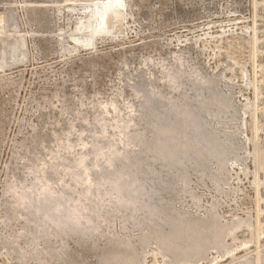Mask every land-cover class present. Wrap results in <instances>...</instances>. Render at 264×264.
<instances>
[{
	"label": "rangeland",
	"instance_id": "1",
	"mask_svg": "<svg viewBox=\"0 0 264 264\" xmlns=\"http://www.w3.org/2000/svg\"><path fill=\"white\" fill-rule=\"evenodd\" d=\"M75 1L0 0V264H121L119 261H104L110 254H119L129 264H264V0H122V7L118 8L122 14H111L112 18L109 14L105 19L107 23L104 32H98L99 34L95 32L96 22L93 23L91 32L84 27L80 32L79 27L87 23L93 10L102 7L101 0ZM92 3L94 8L91 7ZM106 26L109 30H106ZM135 85L139 86L134 88ZM212 85H215L216 91ZM190 87H193V91ZM141 88L144 89L143 92ZM203 89L207 90V94ZM191 98L195 100L192 102ZM197 98L205 101H198ZM223 98L226 105L230 103L229 107L226 108ZM155 101H158L156 114H150L148 112H152V108L156 106ZM172 101L177 106L174 103L171 105ZM150 104L153 105L152 108ZM136 105H139L138 108ZM187 106L195 108L190 107L189 110ZM147 107L150 109L147 110ZM172 107L180 114L177 115L179 118L182 116L181 119L175 115L174 108V114H167V110ZM206 107H209V112ZM160 108L164 110H158ZM199 109L202 112L206 109V114L197 111ZM215 109L217 112H214ZM192 110L196 111L197 116H194ZM190 113L194 115L191 116ZM146 114L150 119L147 116L145 118L148 120L144 118ZM201 114L206 116L202 117ZM166 116L168 123L170 122L167 126H170L171 131L177 129L180 122L189 125V117L200 120L199 135L206 133L203 136H206L210 145L190 144L189 135L191 137L194 130L188 127L183 138L182 135L170 136L169 146L176 148L178 154L174 152L171 155L174 160H169L168 157L164 160L152 153H145L144 156V149L131 142L130 136H143L149 141L154 137L152 134L156 133L154 128L158 127V122ZM148 124L150 125L147 126ZM151 125L152 128L155 126L153 130ZM205 126L207 129H204ZM174 136L177 138H173ZM178 138L184 148L175 140ZM184 138L188 140V148ZM224 139L231 141L225 143ZM212 145H218V148ZM204 149L210 151L206 153L208 156H205ZM214 149L218 150L214 153ZM181 150L183 154L181 152L179 156ZM221 152L223 159L220 158ZM191 153H194L193 157ZM213 154L214 157H211ZM184 155L190 159L187 157V160ZM173 156L180 161L177 166ZM125 157L139 161L142 167L140 169L144 173H141L139 179H145V189L139 192H148L150 189L152 193L149 191L151 195L147 192L146 195L137 192V200H142H136L132 203L135 204L133 206L126 196V199L120 198L121 195L112 192L108 185L100 183L101 188L96 186L100 179L102 181L104 176L112 174V166L126 165L128 161L124 160ZM215 157L223 164L217 163ZM80 160L83 161L81 168L76 165ZM111 160H118L120 163L112 165ZM167 163L169 165H165ZM202 165H205V169ZM146 166L150 170L155 169L156 175L151 174L155 170L147 173ZM164 168L167 170L164 171ZM199 170H205L201 174L212 173L215 176L209 174L207 179L205 174L199 175ZM201 176L202 179H199ZM178 178L179 182L176 181ZM160 180L168 184L164 186ZM185 180L187 183L184 185ZM148 181L152 185L146 183ZM173 182L177 188L173 187ZM161 187L165 189L162 190ZM154 189L158 190L157 194ZM166 190L169 191L164 192ZM171 192L174 194H170ZM176 194L177 197H174ZM159 200L163 204L169 200L171 202L166 203L167 207ZM136 203H140V207ZM39 206L47 207L50 215L76 211L75 222H67L65 229L63 226L57 227V230L49 218H44L43 222L42 216L35 212V208ZM168 216L172 219H168ZM147 218L149 219L146 220ZM176 220H179V224L182 223L181 228ZM159 222L162 223L157 226ZM164 223L167 227L163 226ZM173 223L175 226L178 224L181 230L175 226L173 228ZM44 224L48 226V230ZM172 229L177 234L174 235ZM205 229L207 230L203 232ZM184 235L185 238L182 237ZM166 236L172 238L173 242L172 239H168V242L164 238ZM197 237L201 239L199 242ZM116 249L118 252H114ZM107 250L111 252L105 253ZM131 258L136 262L132 263Z\"/></svg>",
	"mask_w": 264,
	"mask_h": 264
},
{
	"label": "bare ground",
	"instance_id": "2",
	"mask_svg": "<svg viewBox=\"0 0 264 264\" xmlns=\"http://www.w3.org/2000/svg\"><path fill=\"white\" fill-rule=\"evenodd\" d=\"M74 1H75V0H74ZM79 1H80V0H79ZM92 1H94V0H92ZM92 1H91V2H92ZM69 2H70V1H69ZM75 2H76V1H75ZM80 2H81V1H80ZM80 2H79V3H80ZM84 2L87 3L86 1H84ZM94 2H95V1H94ZM99 2H100V1H99ZM65 3H66V2H65ZM72 3H73V2H72ZM76 3H77V2H76ZM76 3H75V4H76ZM85 3H83V4H85ZM63 4H64V3H63ZM77 4H78V3H77ZM80 4H81V3H80ZM90 4H91V3H90ZM90 4H89V5H90ZM94 4H95V3H94ZM96 4H97V3H96ZM100 4H102V7H101V6L98 7V8H97L98 10H93V11H92V10H91L92 8L90 9L92 12L90 13V15H89V17H88V21H87V23H86L84 26L79 27V31H80V29H82V28L84 27L85 29L90 30V32H91V31L93 30V23L96 22V25H95V32H97V33H98V32H101V33H102V32H104L103 29H104L105 23H107V22H105V19H107V16H108L109 14H110V17H111V18H112V15H111V14H113V15H115V16H116V15H119V14H122V13H120L119 10H118V8H119V7H122V5H123V4H122V0H101V3H100ZM66 5H67V4H66ZM98 5H99V4H98ZM91 7H93V8L95 7V6H93V3H92V6H91ZM130 7H131V6H130ZM65 8H66V7H65ZM65 8H64V9H65ZM68 8H69V7H68ZM86 10H87V9H86ZM90 10H89V11H90ZM67 11H68V9H67ZM85 12H86V11H85ZM118 12H119V14H118ZM121 16L123 17V15H121ZM110 17H109V19H110ZM125 17H126V16H125ZM114 18H115V17H114ZM116 18H117V17H116ZM116 18H115V20H117ZM119 18H120V16H119ZM67 19H68V18H67ZM110 20H112V19H110ZM79 21H80V20H79ZM112 21H113V20H112ZM63 22H64V21H63ZM118 23H119V22H118ZM72 27H73V26H72ZM106 27H107V26H106ZM112 27H113V26H112ZM118 28H119V25H118ZM121 28H122V27H121ZM77 29H78V27H77ZM114 29H115V27H114ZM106 30H109L108 27H107ZM120 31H121V30H120ZM62 32H63V31H62ZM80 32H81V31H80ZM95 34H96V33H95ZM95 34H94V35H95ZM98 34H99V33H98ZM111 35H112V34H111ZM95 36H96V35H95ZM90 38H91V37H90ZM82 39H88V38H86V37L83 38V37H82ZM88 40H89V39H88ZM88 42H89V41H87V43H88ZM84 44H85V43H84ZM82 45H83V44H82ZM64 51H65V50H64ZM62 53H63V51H62ZM65 53H66V52H65ZM181 55H182V54H181ZM114 61H115V60H114ZM91 70H92V69H91ZM196 70H197V69H196ZM191 72H192V71H191ZM198 72H199V71H198ZM70 74H71V73H70ZM196 74H198V73H196ZM192 75H193V74H192ZM196 76H197V75H196ZM202 76H203V75H202ZM102 77H103V76H102ZM136 77H138V76H136ZM103 79H104V78H103ZM135 79H136V78H135ZM138 80H139V79H138ZM110 81H111V80H110ZM181 81H182V80H181ZM202 81H203V80H202ZM90 82H91V81H90ZM92 82H93V81H92ZM138 82H139V81H138ZM138 82H137V83H138ZM178 82H179V81H178ZM106 83H107V82H106ZM179 83H180V82H179ZM182 83H183V82H182ZM81 84H82V83H81ZM141 84H142V83H141ZM204 84H206V82H205ZM207 84H208V83H207ZM209 84H211V82H210ZM212 84H213V83H212ZM139 85H140V84H139ZM139 85H135L136 87H134V88H137V86H139ZM142 86H143V85H142ZM142 86H140V87H142ZM183 86H184V85H183ZM207 86H208V85H207ZM212 86H213V85H212ZM214 86H215V85H214ZM214 86H213V88H215ZM143 87H144V86H143ZM176 87H177V86H176ZM181 87H182V86H181ZM184 87H185V86H184ZM186 87H187V86H186ZM202 87H205V88H206V86H202ZM208 87H209V86H208ZM210 87H211V86H210ZM178 88H180V86H179ZM190 88H192L191 90L193 91V87H190ZM198 88H199V87H198ZM141 89H142V88H141ZM194 89H196V87H194ZM201 89H202V88H201ZM201 89H198V91L201 90ZM139 90H140V89H139ZM173 90L176 91V89H173ZM177 90H178V89H177ZM180 90L183 91L182 89H180ZM188 90H189V88H188ZM203 90H204V89H203ZM209 90L211 91V89H209ZM212 90H214V89H212ZM143 91H144V89H142V92H143ZM178 91H179V90H178ZM178 91H177V92H178ZM204 91H205V90H204ZM206 91H207V90H206ZM206 91H205V93H206ZM215 91H216V88H215ZM166 92H167V91H166ZM185 92H186V91L184 90V93H185ZM189 92H190V91H189ZM189 92H188V93H189ZM199 92H201V91H199ZM211 92H212V91H211ZM55 93H56V92H55ZM121 93H122V92H121ZM179 93H180V92H179ZM179 93H178V94H179ZM188 93H186L187 96H188ZM193 93H194V92H193ZM209 93H210V92H209ZM209 93H208V94H209ZM215 93H216V92H215ZM168 94H169V93H168ZM168 94L166 93V95H168ZM178 94H175V95H178ZM195 94H197V93L195 92ZM206 94H207V93H206ZM210 94H211V93H210ZM212 94H213V93H212ZM217 94H220V93H217ZM56 95H57V93H56ZM182 95H184V94H182ZM220 95H221V94H220ZM80 96H81V95H80ZM95 96H96V95H95ZM162 96H164V92H163V95H162ZM184 96H185V95H184ZM184 96H183V97H184ZM190 96H192V95H190ZM190 96H189V97H190ZM196 96H197V95H196ZM206 96H207V95H206ZM206 96H203V97L206 98ZM215 96H216V95H215ZM70 97H71V96H70ZM90 97H92V94H91ZM165 97H166V96H165ZM170 97H171V96H170ZM176 97H177V96H176ZM183 97H182V98H183ZM208 97H209V96H208ZM210 97H212V96H210ZM218 97H219V96H218ZM107 98H108V97H107ZM177 98H179V97H177ZM185 98H186V97H185ZM195 98H196V97H195ZM82 99H83V98H82ZM173 99H175V97H174ZM186 99H187V98H186ZM197 99H198V98H197ZM197 99H196V100H197ZM199 99H201V98H199ZM199 99H198V101H199ZM202 99H203V98H202ZM202 99H201V100H202ZM210 99H211V98H210ZM220 99H221V98H220ZM220 99H219V100H220ZM62 100H63V99H62ZM168 100H169V99H168ZM171 100H172V99H171ZM187 100H189V99H187ZM191 100H192V98H191ZM193 100H195V99H193ZM193 100H192V102H193ZM203 100H204V99H203ZM223 100H224V98H223ZM47 101H48V100H47ZM85 101H86V100H85ZM169 101H170V100H169ZM175 101H176V100H175ZM180 101H182V100H180ZM204 101H205V100H204ZM208 101H209V100H208ZM208 101H207V102H208ZM212 101H213V100H212ZM226 101H227V100H226ZM155 102H156L155 105L157 106V102H158V101H155ZM177 102H179V101L177 100ZM192 102H191V103H192ZM209 102H210V101H209ZM213 102H215V101H213ZM48 103H49V102H48ZM79 103H80V102H79ZM146 103H147V102H146ZM149 103H151V101H149ZM173 103L176 104L174 101H172V103H170V104L172 105ZM183 103H184V101H183ZM189 103H190V101H189ZM203 103L206 104L205 102H203ZM210 103H211V102H210ZM217 103H218V102H217ZM223 103L225 104V100H224ZM226 103H227V102H226ZM94 104H95V103H94ZM96 104H97V103H96ZM174 104H173V105H174ZM192 104H194V103H192ZM197 104H198V102H197ZM197 104H196V105H197ZM213 104H214V103H212V105H213ZM219 104H221V101H220ZM224 104H223V105H224ZM229 104H230V103H229ZM229 104H228V105H229ZM79 105H80V104H79ZM81 105H82V104H81ZM150 105H151V108H152L153 105H152V104H150ZM159 105H160V103H159ZM178 105H179V104H178ZM183 105H184V104H183ZM183 105H182V106H183ZM185 105H186V104H185ZM189 105H191V104H189ZM194 105H195V104H194ZM194 105H193V106H194ZM223 105H222V106H223ZM225 105H226V104H225ZM225 105H224V106H225ZM228 105H226V108H227ZM61 106H62V104H61ZM77 106H78V105H77ZM89 106H90V105H89ZM96 106L98 107V105H96ZM138 106H139V105H136L137 108H138ZM141 106L146 108L145 105H144V106L141 105ZM156 106H155V107H156ZM163 106H164V105H163ZM163 106L161 105L162 108H166V107H163ZM176 106H177V104H176ZM193 106H192V107H193ZM198 106H199V105H198ZM204 106H206V105H204ZM208 106H209V104H208ZM87 107H88V106H87ZM93 107L95 108V105H94ZM133 107H134V106H133ZM148 107H150V106H148ZM148 107H147V108H148ZM155 107L152 108V112H148V111H147V112L150 113V114H153V113L156 114V110H157L158 106H157L156 108H155ZM159 107H160V106H159ZM174 107H175V106H174ZM174 107H172V108H170L169 110H167V114H171V113L174 114V112H175V115L177 116V115H178L177 112H176L177 110H176ZM187 107H188V106H187ZM190 107H191V106H189L188 109H189ZM192 107H191V108H192ZM202 107H203V105H202ZM214 107H216V109H220V108H217L218 106H213V108H214ZM219 107H221V106H219ZM228 107H229V106H228ZM59 108H60V107H59ZM81 108H84V107H81ZM115 108H116V107H115ZM173 108L175 109L174 112H173ZM179 108H181V107H179ZM179 108H178V109H179ZM185 108H186V106H185ZM191 108H190V109H191ZM193 108H195V107H193ZM193 108H192V109H193ZM199 108H201V107H199ZM203 108H204V107H203ZM203 108H202V109H203ZM206 108H207V111H208V108H209V107H206ZM226 108H225V109H226ZM230 108H233V107L230 106ZM230 108H228V110H229ZM96 109H97V108H96ZM98 109H99V108H98ZM116 109H117V108H116ZM139 109H140V108H139ZM139 109H137V110L139 111ZM141 109H142V108H141ZM141 109H140V110H141ZM149 109H150V108H148L147 110H149ZM166 109H167V108H166ZM166 109H165V110H166ZM190 109H189V110H190ZM216 109H215V110H216ZM62 110H63V109H62ZM75 110H76V108H75ZM143 110H144V109H143ZM143 110H142V112H143ZM158 110H162V109L160 108V109H158ZM163 110H164V109H163ZM163 110H162V111H163ZM180 110H183V108L180 109ZM186 110H187V109H186ZM194 110H195V109H194ZM205 110H206V109H205ZM205 110H204V111H205ZM210 110H211V109H210ZM213 110H214V109H213ZM221 110H222V109H220V111H221ZM228 110H227V111H228ZM144 111H145V110H144ZM192 111H193V110H192ZM197 111H201V109H199V110H197ZM204 111H203V112H204ZM207 111H205V112H207ZM218 111H219V110H218ZM64 112H65V111H64ZM64 112H63V113H64ZM73 112H75V111H73ZM140 112H141V111H140ZM140 112H137V113L140 114ZM145 112H146V111H145ZM147 112H146V113H147ZM179 112H180V111H179ZM184 112H187V111H184ZM189 112H191V111H189ZM193 112H194V111H193ZM195 112H196V111H195ZM195 112H194V113H195ZM201 112H202V111H201ZM201 112H198V113H201ZM203 112H202V113H203ZM205 112H204L203 114H206ZM208 112H209V111H208ZM214 112H217V110L214 111ZM232 112H234V111H232ZM61 113H62V112H61ZM158 113H159V112H158ZM163 113H165V112H163ZM222 113H223V111H222ZM224 113H225V112H224ZM226 113H227V112H226ZM234 113H235V112H234ZM155 114H154V115H155ZM160 114H161V112H160ZM167 114H165V115H167ZM190 114H192V113H190ZM196 114H197V113H195V115L192 114L191 116H193V115H194V116H197ZM203 114H201L202 117H203V116H206V115H203ZM208 114H209V113H208ZM210 114H211V113H210ZM216 114H217V113H216ZM227 114H228V113H227ZM154 115H153V116H154ZM161 115H162V114H161ZM179 115H180V114H179ZM179 115H178V116H179ZM181 115H182V113H181ZM185 115H186V114H185ZM185 115H184V116H185ZM219 115L221 116L220 113H219ZM225 115H226V114H225ZM140 116H141V114H140ZM142 116H143V114H142ZM145 116H147V114L144 115V118H145ZM162 116L165 117L164 115H162ZM178 116H177V117H178ZM186 116H187V115H186ZM229 116H230V115H229ZM138 117H139V116H138ZM147 117L149 118V116H147ZM147 117L145 118L146 120H148ZM151 117H152V116H151ZM173 117H174V116H173ZM173 117H172V118H173ZM181 117H182V116H181ZM181 117H180V118L178 117V118L181 119ZM188 117H189V116H188ZM188 117H187V118H188ZM202 117H201V118H202ZM207 117H208V116H207ZM217 117H219L218 114H217ZM139 118H140V117H139ZM155 118H156V116H155ZM160 118H161V116H160ZM174 118H175V117H174ZM174 118H173V119H174ZM192 118H193V117H192ZM192 118L189 117L190 122L187 121V122H189V125H188L187 123H185L184 120H182V122H184L185 124H183V123L180 122V124H178V125H180V126H179V127H176L177 129L171 131V129L169 128L170 126H167V124H169L170 122L168 123L167 116H166V118H162L159 122L157 121V122L159 123V124H158V127H157V128H154L155 126L153 127V128L156 130V131H155L156 133H155L154 131H152V132L155 133V134H152V135H154V137L151 135V136H152V139H150L149 141H148V140L146 141V140L143 138V136H142V137H140V136H139V137H132V138H131V136H130V139H129V140H130L131 142H134V143L138 144L139 146H141L142 149H144V154H145V153H146V154H147V153H149V154L152 153L153 155H157L158 157L160 156V157L163 158L164 160H165L167 157H168L169 160H170L171 155H173L174 152H176V150H175L176 148L173 149V148H171L172 146H169V143L171 142V141L169 140V139H171L170 136L173 135V134H174V135H182V138H183V133H185V130H186L188 127H191V129L193 128L194 133L191 134V135H192L191 137H190V135H189V138H190V139H189V138H188V139H189V142H191L190 144L193 143V144H195V146H196V145H199V144H202V145H203V143H205V144H207V146H209V145H210V142H209V141H206V140H208V139L205 138L206 136H205V137L203 136V135L206 134V133L203 132V133H202V136L199 135V132H198L199 130H198V128L201 127V126H199V125H200V124H199L200 120H198V119L193 120ZM212 118H213V117H212ZM212 118H211V119H212ZM224 118H225V117H224ZM230 118H231V117H230ZM230 118H229V121H230ZM233 118H234V117H233ZM149 119H150V118H149ZM151 119H152V118H151ZM169 119H170V118H169ZM182 119H183V118H182ZM185 119H186V117H185ZM191 119H192V120H191ZM194 119H195V118H194ZM202 119H203V118H202ZM202 119H201V120H202ZM204 119H205V118H204ZM215 119H216V118H215ZM220 119H221V118H220ZM220 119H219V120H220ZM222 119H223V118H222ZM141 120H142V119H141ZM141 120H140V121L138 120V121L142 123ZM152 120H155V119H152ZM174 120H178V119H174ZM186 120H187V119H186ZM197 120H198V121H197ZM213 120H214V119H213ZM223 120H224V119H223ZM225 120H228V118L225 119ZM231 120H232V119H231ZM135 121H136V120H135ZM150 121H151V120H150ZM150 121H149V122H150ZM179 121H180V120H179ZM179 121H178V122H179ZM207 121H208V119H207ZM209 121H210V120H209ZM211 121H212V120H211ZM120 122H121V121H120ZM144 122H145V121H144ZM161 122L164 123V125H162ZM171 122H174V121H171ZM176 122H177V121H176ZM201 122H202V121H201ZM121 123H122V122H121ZM174 123H175V122H174ZM204 123H205V122H204ZM204 123H203V124H204ZM229 123H230V122H229ZM186 124H187V125H186ZM201 124H202V123H201ZM203 124H202V125H203ZM208 124L210 125V123H208ZM63 125H65V124H63ZM122 125H123V124H122ZM142 125H143V124H142ZM149 125H150V124H148L147 126H149ZM154 125H155V123H154ZM169 125H170V124H169ZM204 125H205V124H204ZM211 125H212V124H211ZM134 126H135V125H134ZM137 126H138V125H137ZM173 126H174V125H173ZM173 126H172V128H173ZM175 126H176V124H175ZM175 126H174V127H175ZM231 126H232V125H231ZM138 127H140V126H138ZM138 127H137V128H138ZM141 127H142V126H141ZM144 127H145V126H144ZM207 127H208V125H207ZM234 127H235V125H234ZM70 128H71V127H70ZM122 128H123V127H122ZM142 128H143V127H142ZM148 128H149V127H148ZM148 128H147V129H148ZM150 128H151V130H153L152 125H151ZM205 128H206V126L204 127V129H205ZM210 128L213 129L212 126H211ZM124 129H125V128H124ZM140 129H141V128H140ZM173 129H174V128H173ZM206 129H207V128H206ZM212 129H211V130H212ZM125 130H126V129H125ZM145 130H146V129H145ZM148 130H149V129H148ZM151 130H150V131H151ZM229 130H230V129H229ZM64 131H65V128H64ZM66 131H67V130H66ZM137 131H139V130L137 129ZM142 131H143V130H142ZM150 131H148V132H150ZM212 131H214V130H212ZM62 132H63V131H62ZM123 132H125V131L123 130ZM139 132H140V131H139ZM187 132H188V130H187ZM190 132H191V130H190ZM201 132H202V131H201ZM222 132H223V131H222ZM133 133H134V132H133ZM144 133H145V132H144ZM216 133H217V132H216ZM216 133H215V134H216ZM147 134H148V133H147ZM149 134H150V133H149ZM185 134H186V133H185ZM185 134H184V137H185ZM221 134H223V133H220V135H221ZM132 135H133V134H132ZM137 135H138V134H137ZM137 135H135V136H137ZM139 135H140V133H139ZM141 135H142V132H141ZM207 135H208V134H207ZM213 135H214V134H213ZM217 135H218V133H217ZM224 135H225V133H224ZM60 136H61V135H60ZM208 136H212V135L209 134ZM225 136H226V135H225ZM225 136H224V138L227 137V136H226V137H225ZM212 137H213V136H212ZM217 137H218V136H217ZM173 138H177V137L174 136ZM207 138H208V137H207ZM209 138H210V137H209ZM215 138H216V137H215ZM215 138H214V140H216ZM147 139H148V138H147ZM184 139H186V141L184 140V141H185L184 143H186L188 140H187V138H184ZM230 139H231V138H230ZM175 140H177V141L179 142V144H181L180 141H179V138H178V139H175ZM210 140H211V138H210ZM130 141H129V142H130ZM172 141H173V140H172ZM177 141H175V142H177ZM211 141H212V140H211ZM216 141H217V140H216ZM224 141H225V139H224ZM227 141H228V140H227ZM227 141H225V143H226ZM230 141H231V140H230ZM230 141H228V143H229ZM131 142H130V143H131ZM219 142H220V138H219ZM130 143H129V144H130ZM182 143H183V142H182ZM212 143H213V142H212ZM215 143H216V142H215ZM220 143H221V142H220ZM222 143H223V142H222ZM232 143H233V141H232ZM188 144H189V143H188ZM190 144H189V145H190ZM205 144H204V145H205ZM22 145H23V144H22ZM70 145H71V144H70ZM94 145H95V144H94ZM133 145H134V144H133ZM171 145H172V144H171ZM181 145H182V144H181ZM204 145H203V146H204ZM223 145H224V144H223ZM228 145H229V144H228ZM230 145H232V144L230 143ZM96 146H97V145H96ZM173 146H174V145H173ZM175 146H176V144H175ZM175 146H174V147H175ZM190 146H191V145H190ZM190 146H189V147H190ZM203 146H202V147H203ZM212 146H215V145H212ZM212 146H211V148H212ZM217 146H218V145H217ZM217 146H215V147H217ZM221 146H222V145H221ZM224 146H225V145H224ZM93 147H94V146H93ZM184 147H185V146H184ZM184 147H183V145H182V148H184ZM186 147H187V143H186ZM192 147H193V145H192ZM199 147H201V146H199ZM231 147H232V146H231ZM69 148H70V146H69ZM95 148H96V147H95ZM136 148H137V147H136ZM187 148H188V147H187ZM195 148H196V147H195ZM213 148H214V147H213ZM217 148H218V147H217ZM222 148H223V147H222ZM222 148H221V151H222ZM233 148H234V147H233ZM139 149H140V151L142 150L141 148H139ZM179 149H181V148H179ZM185 149H186V148H185ZM185 149H183L184 152H185ZM190 149H193V150H194V148H190ZM190 149H189V151H190ZM206 149H208V148L206 147ZM224 149H225V148H224ZM229 149H232V148H229ZM229 149H228V151H229ZM92 150H95V149L93 148ZM202 150H203V149H202ZM202 150H201V152H202ZM209 150H211V149H209ZM217 150H218V149H217ZM217 150L214 149V153H215ZM219 150H220V149H219ZM97 151H98V150H97ZM189 151L187 150V152H189ZM197 151H198V150H197ZM204 151H206V150L204 149ZM74 152H75V148H74ZM90 152H91V151H90ZM179 152H180V153H179ZM179 152H178V153H179V156H180L182 150L179 151ZM193 152H194V151H193ZM207 152H210V151L207 150V151L205 152V154H206ZM212 152H213V151H212ZM223 152H224V151H223ZM223 152H221V154H220V155H221L220 158H222V159H223V156H222V153H223ZM225 152H226V150H225ZM225 152H224V153H225ZM229 152H230V151H229ZM231 152H232V151H231ZM131 153H132V152H131ZM189 153H190V152H189ZM202 153H203V152H202ZM202 153H199V154H202ZM219 153H220V152H219ZM219 153H218V154H219ZM132 154H133V153H132ZM142 154H143V152H142ZM146 154H145L144 156H146ZM176 154H177V152H176ZM176 154H175V155H176ZM182 154H183V152H182ZM187 154H188V153H187ZM192 154H194V153H191L190 155H192ZM195 154H197V153H195ZM205 154H203V155H205ZM216 154H217V153H216ZM218 154H217V155H218ZM225 154H226V153H225ZM231 154H232V153H231ZM89 155H90V153H89ZM91 155H92V154H91ZM129 155L132 156L130 153H129ZM177 155H178V154H177ZM190 155H189V156H190ZM210 155H211V154H210ZM210 155H209V156H210ZM93 156H94V154H93ZM96 156H97V155H96ZM126 156H128V154H127ZM205 156H208V154H206ZM215 156H216V155H215ZM218 156H219V155H218ZM218 156H217V157H218ZM226 156H227V155H226ZM97 157H98V156H97ZM134 157L136 158V156H134ZM142 157H143V155H142ZM151 157H152V156H151ZM158 157H157V160L159 161V158H158ZM173 157L175 158V156H173ZM182 157H183V156H182ZM184 157L187 158L188 156L186 157V156L184 155ZM184 157H183V158H184ZM192 157H193V155H192ZM194 157H195V156H194ZM211 157H214V154H213V156H211ZM217 157H215L216 161H217ZM95 158H96V157H95ZM131 158H133V157H131ZM135 158H134V159H135ZM137 158H138V157H137ZM137 158H136V159H137ZM145 158H146V157H145ZM147 158H148V157H147ZM188 158L190 159V157H188ZM188 158H187V160H188ZM197 158H199V157H198V154H197ZM153 159H154V158H153ZM163 159H162V160H163ZM171 159H173V158H171ZM176 159H178V157L175 158V160H176ZM192 159L194 160V158H192ZM203 159H204V158H203ZM209 159H211V158H209ZM218 159H219V157H218ZM124 160H125V161H128V163L125 162L126 165L119 164L118 166H112V167H114V168H113L114 170H113L112 174H110V175L108 174V175H106V176L103 175L104 178L102 177V178H103L102 181H101V179H100V182L98 181L99 183H98V185H96V186H99V187L101 188L102 185L100 186V183L106 184V185L109 186V187H108V186H107V187L110 188V190H111L112 192H114L115 194H119V195H121L120 198L124 197L123 199H126V198H125V196H126L127 199H128V202H129V203L131 202V204H132V203H135L136 200H137V196H138V195L135 196V194H136L137 192H138V194H140L141 192H139V191H143V190L145 189V188H144V184H143V182H144L145 179L142 180L141 177H140L141 179H139V176H141V173H144V172H142V170L140 169V168H142V167H140L139 161H136V160L130 159L129 157H125ZM139 160H140V159H139ZM147 160H148V159H147ZM149 160H152V159L150 158ZM155 160H156V159H155ZM155 160H153V162H154ZM157 160H156V161H157ZM173 160H174V159H173ZM173 160H171V161L173 162ZM199 160H201V159H199ZM62 161H63V160H62ZM84 161H85V160H84ZM86 161H87V160H86ZM93 161H94V160H93ZM117 161H118V160H111L110 162H111L112 165H115ZM121 161H122V160H121ZM145 161H146V160H145ZM145 161H144V162H145ZM171 161H170V162H171ZM197 161H198V160H197ZM202 161H203V160H202ZM207 161H208V160H206L205 162L207 163ZM210 161H211V160H210ZM210 161H209V162H210ZM216 161H215V162H216ZM220 161H221V160H219V162H220ZM140 162H141V160H140ZM149 162H151V161H149ZM160 162H161V160H160ZM164 162H165V161H164ZM172 162H171V163H172ZM177 162H180V161H177V160H176V162L174 163V164H176V166H177ZM199 162H201V161H199ZM205 162H203V163L201 162V163L204 164ZM211 162H212V161H211ZM219 162L217 161V163H219ZM74 163H75V162H74ZM117 163H120V162H117ZM123 163H124V162H123ZM142 163H143V162H142ZM142 163H141V164H142ZM146 163H147V162H146ZM181 163H182V162H181ZM185 163H187V162L185 161ZM189 163H190V161L188 162V164H189ZM193 163H194V162H193ZM201 163H199V164H201ZM221 163L223 164V162H221ZM221 163H219V164H221ZM71 164H72V163H71ZM82 164H83V161H82V160H80V161H78V162L76 163V165L79 166L80 168H81ZM91 164H92V163H91ZM93 164H94V163H93ZM154 164H155V162H154ZM163 164H164V163H163ZM172 164H173V163H172ZM172 164H170V165L172 166ZM179 164H180V163H179ZM196 164H197V163H196ZM207 164H208V163H207ZM207 164H206V165H207ZM145 165H146V164H145ZM145 165H143V167H144ZM147 165H148V164H147ZM158 165H159V164H158ZM165 165H169V164L167 163V164H165ZM185 165H186V164H185ZM190 165H191V164H190ZM192 165H194V164H192ZM210 165H211V164H210ZM149 166H150V165H149ZM149 166H148V167H149ZM151 166H153V165L151 164ZM160 166H161V165H160ZM162 166H164V165H162ZM162 166H161V167H162ZM174 166H175V165H174ZM182 166H184V165H182ZM182 166H180V167H182ZM194 166H196V165H194ZM202 166H203V165H202ZM204 166H205V165H204ZM204 166H203V168H204ZM208 166H209V165H208ZM208 166H206V167H208ZM215 166H216V164H215ZM221 166H222V165H221ZM65 167H66V165H65ZM84 167H85V166H84ZM167 167H169V166H167ZM196 167H198V166H196ZM219 167H220V166H219ZM73 168H74V167H73ZM170 168H171V167H170ZM172 168H173V167H172ZM178 168H179V166H178ZM193 168H194V167H193ZM208 168H209V167H208ZM220 168H221V167H220ZM71 169H72V168H71ZM145 169H146V172H147V173H149V172L152 171V170H153V171L155 170V169L150 170L149 168H147V166H146ZM165 169H166V168H164V171L167 170V169H166V170H165ZM173 169H174V168H173ZM173 169H172V170H173ZM185 169H187V168H185ZM188 169H189V168H188ZM198 169H199V167H198ZM204 169H205V168H204ZM209 169H210V168H209ZM209 169H207V170H209ZM161 170H162V168H161ZM174 170L176 171V169H174ZM180 170H181V169H180ZM215 170H216V168H215ZM218 170H219V168H218ZM14 171H15V170H14ZM18 171H19V170H18ZM82 171H83V170H82ZM143 171H145L144 168H143ZM169 171H170V170H169ZM194 171H195V170H194ZM196 171H197V170H196ZM201 171H202V170H199V172H198L199 175L205 174V173H202V174H201ZM204 171H205V170H203L202 172H204ZM20 172H21V171H20ZM63 172H64V171H63ZM170 172H171V171H170ZM177 172H179V171H177ZM185 172H187V170H186ZM190 172H191V171H190ZM209 172H210V171H209ZM215 172H216V171H215ZM69 173H70V172H69ZM83 173H84V172H83ZM154 173H155V174H154ZM160 173H161V172H159V174H160ZM163 173H165V172H163ZM175 173H176V172H175ZM180 173H181V172H180ZM182 173H183V172H182ZM191 173H192V172H191ZM191 173H190V175H191ZM198 173H197V175H198ZM19 174H20V173H19ZM62 174H63V173H62ZM71 174H72V173H71ZM151 174H154V176H155V175H156V170H155L153 173H151ZM169 174H170V173H169ZM187 174H188V173H187ZM193 174H194V173H193ZM195 174H196V172H195ZM195 174H194V175H195ZM209 174H210V173H209ZM209 174H207V175H209ZM78 175H79V174H78ZM148 175H150V174H148ZM157 175H158V174H157ZM175 175H176V174H175ZM175 175H170V176L173 177V176H175ZM179 175H181V174H179ZM199 175H198V176H199ZM205 175H206V174H205ZM207 175H206V178H207ZM210 175L212 176V175H214V174L211 173ZM146 176H147V174H146ZM151 176H152V175H151ZM158 176H159V175H158ZM166 176H167V173H166ZM185 176H186V174H185ZM203 176H204V175H203ZM214 176H215V175H214ZM147 177H148V176H147ZM152 177H153V176H152ZM175 177H177V176H175ZM175 177H174V178H175ZM187 177H189V176L187 175ZM208 177L211 178L210 176H208ZM145 178H146V177H145ZM156 178L159 179V177H156ZM162 178H163V177H162ZM213 178H214V177H213ZM123 179H125L126 181H124ZM163 179H164V178H163ZM166 179H167V178H166ZM180 179H182V176L180 177ZM185 179H187V178L185 177ZM188 179H189V178H188ZM197 179H198V178H197ZM197 179H196V180H197ZM199 179H202V176H201V178H199ZM207 179H208V178H207ZM211 179H212V178H211ZM211 179H210V180H211ZM214 179H215V178H214ZM141 180H142V181H141ZM167 180H169V179H167ZM194 180H195V179H194ZM215 180H217V179H215ZM150 181H151V177H150ZM150 181H148V182H146V183H150V184H151ZM160 181H161L162 183L164 182V181H162V180H160ZM173 181H174V180H173ZM176 181L179 182V178H178V180H176ZM187 181H188V180H187ZM201 181H202V180H201ZM207 181H208V180H207ZM96 182H97V181H96ZM174 182H175V181H174ZM174 182H173V187H174V186L176 187V185H174ZM195 182H199V181H195ZM214 182H216V181H214ZM71 183H72V181H71ZM154 183H155V182H154ZM166 183H167V182H166ZM166 183H165V184L163 183L164 186L168 184V183H167V184H166ZM171 183H172V182H171V180H170L169 184H171ZM180 183H182V180H181ZM184 183H185V184L187 183L186 180L183 181V184H184ZM188 183H189V182H188ZM190 183H191V182H190ZM192 183H193V182H192ZM96 184H97V183H96ZM155 184H157V183H155ZM160 184H161V183H160ZM185 184H184V185H185ZM199 184H201V183H199ZM94 185H95V182H94ZM94 185H93V186H94ZM145 185H146V184H145ZM151 185H152V184H151ZM215 185H216V184H215ZM146 186H147V185H146ZM154 186H155V185H154ZM157 186H158V185H157ZM160 186H162V185H160ZM168 186H169V185H168ZM195 186H196V185H195ZM201 186H202V185H201ZM103 187H104V186H103ZM151 187H153V186H151ZM169 187H170V186H169ZM180 187H181V186H180ZM183 187H184V186H183ZM91 188H92V187H91ZM146 188H147V187H146ZM161 188H162V190L165 189V188H163V187H161ZM161 188H158V189H161ZM176 188H177V187H176ZM185 188H186V186H185ZM185 188H184V189H185ZM167 189H168V188H167ZM172 189H173V188H172ZM180 189H181V188H180ZM180 189H179V190L176 189V191H177V190L180 191ZM204 189H205V187H204ZM91 190H92V189H91ZM91 190H90V194H91ZM94 190H95V189H94ZM124 190H125L126 195H124L125 193H123ZM154 190H155V189H154ZM170 190H171V189H170ZM182 190H183V189H182ZM107 191H108V190H107ZM149 191H150V189H149ZM149 191H148V192L145 191L144 193H146V192L149 193ZM152 191H153V190H152ZM155 191H156V194H157L158 190H155ZM155 191H153V192H155ZM167 191H169V190H166V191H164V192H167ZM92 192H93V191H92ZM100 192H102V191H100ZM172 192H173V191H172ZM172 192H171L170 194H174V193H172ZM174 192H175V190H174ZM94 193H95V192H94ZM110 193H111V192H110ZM144 193H141V194H144ZM147 193H146V195H147ZM150 193H151V191H150ZM150 193H149V194H150ZM159 193H161V192L159 191ZM159 193H158V194H159ZM182 193H183V192H182ZM186 193H188V192H186ZM96 194H97V193H96ZM98 194H99V193H98ZM107 194H109V193H107ZM151 194H152V193H151ZM151 194H150V195H151ZM170 194H169V195H170ZM78 195H79V194H78ZM80 195H81V194H80ZM94 195H95V194H94ZM102 195H103V194H102ZM154 195H155V193H154ZM154 195H153V196H154ZM169 195H168V196H169ZM177 195H178V194H176V196H174V197H177ZM185 195H186V194H185ZM97 196H98V195H97ZM104 196H105V195H104ZM112 196L115 197V195H112ZM117 196H118V195H117ZM139 196H140V195H139ZM153 196H152V197H153ZM164 196H165V195H164ZM190 196H191V193H189V197H190ZM192 196H193V195H192ZM79 197H80V196H79ZM102 197H103V196H102ZM118 197H119V196H118ZM141 197H142V196H141ZM160 197H161V196L159 195V199H160ZM189 197H188V198H189ZM143 198H144V197H143ZM172 198H173V197H172ZM178 198H179V196H178ZM191 198H192V197H191ZM193 198H194V197H193ZM85 199H86V198H85ZM94 199H95V198H94ZM98 199H99V198H98ZM101 199H103V198H101ZM123 199H122V201H123ZM148 199H149V198H148ZM157 199H158V197H156V200H157ZM111 200H112V199H111ZM113 200H114V199H113ZM140 200H142V199H140ZM140 200H137V201L139 202ZM146 200H147V199H146ZM156 200H155V201H156ZM167 200H168V199H167ZM170 200H171V199H170ZM170 200H169V202H171ZM83 201H84V200H83ZM114 201H115V200H114ZM147 201H148V200H147ZM147 201H146V202H147ZM152 201H154V200H152ZM159 201H161V200H159ZM81 202H82V201H81ZM103 202H104V201H103ZM120 202H121V201H120ZM141 202H142V201H141ZM157 202H158V201H157ZM161 202H162V204H163V201H161ZM167 202H168V201H166V203H167ZM169 202H168V203H169ZM177 202H178V201H177ZM49 203H50V202H49ZM98 203H99V202H98ZM104 203H105V202H104ZM104 203H103V204H104ZM110 203H111V202H110ZM118 203H119V202H118ZM118 203H117V204H118ZM166 203H164V204H165V206L168 207V205H166ZM80 204H81V203H80ZM111 204H112V203H111ZM115 204H116V203H114V205H115ZM124 204H126V203H124ZM136 204H137V203H136ZM138 204H139V207H140V203H138ZM138 204H137V205H138ZM144 204H148V203H144ZM157 204H158V203H157ZM164 204H163V205H164ZM114 205H113V206H114ZM133 205H135V204H132V206H133ZM142 205H143V204H142ZM160 205H161V204H160ZM169 205H170V204H169ZM36 206H37V205H36ZM36 206H35V207H36ZM81 206H82V205H81ZM107 206H108V205H107ZM115 206H116V205H115ZM115 206H114V207H115ZM127 206L129 207V205H127ZM127 206H126V207H127ZM148 206H149V205H148ZM158 206H159V205H158ZM161 206H162V205H161ZM35 207H34V208H35ZM93 207L95 208V206H93ZM116 207H118V206H116ZM116 207H115V208H116ZM121 207H122V206H121ZM146 207H147V206H146ZM155 207H156V206H155ZM162 207H163V206H162ZM162 207H161V208H162ZM170 207H171V205H170ZM81 208H82V207H81ZM98 208H100V206H99ZM122 208H123V207H122ZM143 208H145V207L143 206ZM143 208H142V209H143ZM150 208L152 209L153 207L150 206ZM164 208H165V207H164ZM9 209H10V208H9ZM76 209H77V208H76ZM84 209H85V208H84ZM109 209H110V208H109ZM119 209H120V208H119ZM124 209H125V208H124ZM130 209H131V208H130ZM136 209H137V208H136ZM139 209H140V208H139ZM147 209H148V208H147ZM167 209H168V208H167ZM35 210H36L35 212L39 213V215L42 216V218H43L42 221L44 220V218H49V220L53 222L54 226H56V227H55L56 229H57V227H60V228H61V227H63V226H64V229H65V227H66L65 224H66L67 222H70V221L74 220V219L76 218V216H77V215L75 216V212H76V211H75V212H73V211H72V212H71V211H67L64 215H54V214H51V215H50V214H49V209H48L47 207H44V206H39L37 209L35 208ZM72 210H74V208H73ZM81 210H82V209H81ZM126 210H127V208H126ZM144 210H146V209H144ZM149 210H150V209H149ZM158 210H159V208H158ZM158 210H156V211L159 212ZM160 210H161V209H160ZM78 211H79V209H78ZM84 211H85V210H84ZM101 211H102V209H101ZM101 211H100V212H101ZM117 211H118V210H117ZM124 211H125V210H124ZM130 211H131V210H130ZM135 211H136V210H135ZM152 211H153V210H152ZM163 211H164V209H163ZM172 211H173V210H172ZM172 211H167V212H172ZM93 212H94V211H93ZM93 212H92V213H93ZM95 212H96V211H95ZM97 212H98V211H97ZM137 212H138V211H137ZM154 212H155V210H154ZM160 212H162V211H160ZM160 212H159V213H160ZM81 213H82V212H81ZM90 213H91V212H90ZM114 213H115V212H114ZM117 213H119V212H117ZM120 213H121V212H120ZM120 213H119V214H120ZM76 214H77V213H76ZM82 214H83V213H82ZM87 214H88V213H87ZM111 214H112V213H111ZM119 214H118V215H119ZM123 214H124V212H123ZM127 214H128V212H127ZM131 214H132V212H131ZM135 214H136V213H135ZM141 214H142V212H141ZM144 214H146V213H144ZM144 214H143V216H144ZM149 214L151 215V212H150ZM153 214H154V213H153ZM163 214L165 215V213H163ZM167 214H168V213H167ZM167 214H166V215H167ZM170 214H171V213H170ZM170 214H168V215H170ZM34 215H35V216H38V214H37V215L34 214ZM34 215H33V216H34ZM98 215H99V214H98ZM107 215H108V212H107ZM156 215H157V214H156ZM171 215H173V214H171ZM41 216H40V218H41ZM79 216H80V214H79ZM83 216H84V215H82V217H83ZM147 216H148V213H147ZM147 216H146V217H147ZM4 217H5V216H4ZM38 217H39V216H38ZM88 217H89V216H88ZM88 217H86V218H88ZM92 217H93V216H92ZM113 217H114V215H113ZM139 217H140V216H139ZM146 217H145V218H146ZM164 217H165V216H164ZM164 217L162 216V218H164ZM166 217H167V216H166ZM8 218H9V217H8ZM127 218H130V216L127 217ZM137 218H138V217H137ZM156 218H159V217H156ZM156 218H154V219H156ZM169 218H170V217L168 216V219H169ZM32 219H33V218H32ZM82 219H83V218H82ZM120 219H121V218H120ZM132 219H133V217H132ZM135 219H136V218H135ZM148 219H149V218H147L146 220H148ZM151 219H152V218H151ZM171 219H172V218H170V220H171ZM11 220H12V218H11ZM33 220H34V219H33ZM76 220H77V219H76ZM80 220H81V219H80ZM138 220H139V219H138ZM156 220H157V219H156ZM164 220H165V219H164ZM179 220H180V219H179ZM179 220H178V222H179ZM12 221H13V220H12ZM15 221H16V220H15ZM46 221H47V220H46ZM50 221H49L48 223H50ZM121 221H122V220H121ZM143 221H144V220H143ZM149 221H150V220H149ZM149 221H148V222H149ZM159 221H160V220H159ZM161 221H163V220H161ZM165 221H166V220H165ZM172 221H173V220H172ZM172 221H171V222H172ZM182 221H183V220H182ZM182 221L180 220V222H182ZM185 221H186V220H185ZM8 222H9V221H8ZM34 222H35V221H34ZM38 222H39V221H38ZM43 222H45V221H43ZM74 222H75V220H74ZM76 222H77V221H76ZM84 222H85V221H84ZM88 222H89V220H88ZM146 222H147V221H146ZM150 222H151V221H150ZM150 222H149V223H150ZM157 222H158V220H157ZM167 222H168V224H169V221H168V220H167ZM176 222H177V220H176ZM178 222H177V223H178ZM180 222H179V223H180ZM183 222H184V221H183ZM0 223H1V222H0ZM41 223H42V222H41ZM41 223H40V224H41ZM46 223H47V222H46ZM71 223H72V222H71ZM85 223H86V222H85ZM107 223H108V222H107ZM116 223H117V222H116ZM131 223H132V222H131ZM160 223H162V222H159L157 226H160V225H159ZM165 223H166V222H165ZM165 223L163 224V226H165ZM179 223H178V224H179ZM187 223H188V222H187ZM9 224H10V222H9ZM34 224H35V223H34ZM67 224H68V223H67ZM77 224H78V223H77ZM77 224H76V226H77ZM89 224H90V223H89ZM117 224H118V223H117ZM119 224H120V223H119ZM122 224H123V223H122ZM128 224H129V223H128ZM146 224H147V223H146ZM153 224H154V223H153ZM155 224H157V223L155 222ZM166 224H167V223H166ZM175 224H176V223H175ZM178 224L175 226L174 223H173V224H172L173 226H172V225H170V226L168 225V226H169V227L172 226L173 228H174V226H175V228H177V227H178ZM181 224H182V223H181ZM181 224H179V226H180ZM49 225H50V224H49ZM125 225H126V222H125ZM139 225H140V224H139ZM142 225H144V224H142ZM188 225H189V224H188ZM6 226H8V224H7ZM38 226H39V225H38ZM44 226H45V228L47 229L48 226H46L45 224H44ZM72 226H73V225H72ZM74 226H75V225H74ZM74 226H73V227H74ZM80 226H81V225H80ZM134 226H135V225H134ZM157 226H156V227H157ZM183 226H184V225H183ZM10 227H11V226H10ZM24 227H25V226H24ZM40 227H41V226H40ZM119 227H120V226H119ZM131 227H133V226H131ZM131 227H130V228H131ZM135 227H136V226H135ZM137 227H138V226H137ZM143 227H144V226H143ZM145 227H147V226H145ZM165 227H167V225H166ZM185 227H186V229H187V226H185ZM188 227H190V226H188ZM60 228H59V229H60ZM69 228H70V227H69ZM80 228H81V227H80ZM113 228H114V227H113ZM123 228H124V227H123ZM130 228H129V229H130ZM154 228H155V226H154ZM180 228H181V226H180ZM180 228L178 227L179 230H181ZM182 228H183V227H182ZM190 228L192 229V228H194V227L191 226ZM205 228H206V227H205ZM12 229H13V228H12ZM24 229H25V228H24ZM26 229H27V228H26ZM49 229H50V228H49ZM53 229H54V228H53ZM62 229H63V228H62ZM133 229H134V228H133ZM135 229H136V228H135ZM137 229H138V228H137ZM147 229H148V227H147ZM158 229H159V227H158ZM178 229H177V230H178ZM183 229H184V228H183ZM191 229H189V230H191ZM195 229H196V228H195ZM201 229L203 230V227H201ZM201 229L198 228V230H201ZM42 230H43V229H42ZM47 230H48V229H47ZM57 230H58V229H57ZM60 230H61V229H60ZM73 230H74V228H73ZM76 230H77V229H76ZM79 230H80V229H79ZM83 230H84V229H82V231H83ZM112 230H113V229H112ZM127 230H128V229H127ZM127 230H126V231H127ZM149 230H150V228H149ZM161 230H163V228H161ZM177 230L175 229V231H177ZM206 230H207V229H205L203 232H205ZM53 231H54V230H53ZM55 231H56V230H55ZM62 231H63V230H62ZM71 231H72V230H71ZM74 231H75V230H74ZM159 231H160V230H159ZM166 231H167V229H166ZM166 231H165V232H166ZM172 231H173V229H172ZM182 231H184V230H182ZM186 231H187V230H186ZM1 232H2V231H1ZM47 232H48V231H47ZM65 232H66V233H69V231L67 232V230H65ZM65 232H63V234H64ZM77 232H79V231H77ZM110 232H111V231H110ZM147 232H148V231H147ZM152 232H153V231H152ZM152 232H150V233H152ZM155 232H157V231H155ZM165 232H164V234H166ZM168 232H169V231H168ZM180 232H181V231H180ZM192 232H193V230H192ZM194 232H195V230H194ZM196 232H197V231H196ZM199 232H201V231H199ZM199 232H198V233H199ZM56 233H57V232H56ZM71 233H72V232H71ZM71 233H70V234H71ZM73 233H74V232H73ZM73 233H72V234H73ZM80 233H81V232H80ZM114 233H115V232H114ZM144 233H146V232H144ZM169 233H170V232H169ZM174 233L177 234L176 232L173 231V234H174ZM178 233H179V232H178ZM188 233H189V232H188ZM188 233H186V234H188ZM32 234H33V233H32ZM37 234H38V233H37ZM39 234H40V232H39ZM53 234L55 235V233H53ZM57 234H58V233H57ZM81 234H83V233H81ZM160 234H161V233H159V235H160ZM170 234H171V233H170ZM175 234H174V235H175ZM17 235H18V234H17ZM74 235H75V233H74ZM144 235H145V234H144ZM148 235H149V234H148ZM161 235H162V234H161ZM178 235H179V234H178ZM181 235H182V234H180L179 238H181ZM189 235H190V234H188V236H189ZM192 235L194 236V234H192ZM196 235H197V234H196ZM199 235H201V234H199ZM6 236H7V235H6ZM40 236H41V235H40ZM44 236H46V234H45ZM59 236H60V235H59ZM62 236H63V235H62ZM64 236H65V234H64ZM72 236H73V235H72ZM77 236H78V235H77ZM163 236H164V235H163ZM168 236L170 237L171 235L168 234ZM188 236H187V237H188ZM193 236H192V237H193ZM201 236H202V235H201ZM0 237H1V236H0ZM33 237H34V236H33ZM36 237H38V236H36ZM41 237H42V236H41ZM66 237H67V236H66ZM153 237H155V236H153ZM158 237H159V236H157V238H158ZM182 237L185 238L186 235H184V236H182ZM202 237H203V236H202ZM202 237H201V238H202ZM1 238H2V237H1ZM56 238H57V237H56ZM58 238H59V237H58ZM141 238H142V237H141ZM148 238L150 239V237H148ZM148 238H147V239H148ZM164 238H167V241H168V239H169L167 236L164 237ZM176 238H177V236H176ZM179 238H178V239H179ZM183 238H182V239H183ZM189 238H191V236H190ZM189 238H188V239H189ZM193 238H194V237H193ZM197 238H198V237H197ZM26 239H27V238H26ZM41 239H42V238H41ZM61 239H62V238H61ZM63 239H64V238H63ZM79 239H80V238H79ZM86 239H87V238H86ZM147 239H146V240H147ZM149 239H148V240H149ZM159 239H160V238H159ZM161 239L163 240V238H161ZM161 239H160V240H161ZM170 239H172V238H170ZM170 239H169V240H170ZM186 239H187V238H186ZM186 239H185V240H186ZM22 240H23V239H22ZM28 240H29V239H28ZM33 240H34V239H33ZM35 240H36V239H35ZM38 240H39V239H38ZM70 240H71V239H70ZM124 240H126V239H124ZM124 240H123V241H124ZM156 240H157V239H156ZM160 240H159V241H160ZM165 240H166V239H165ZM165 240H164V241H165ZM174 240H175V236H174ZM199 240H201V239L198 238L197 241L199 242ZM203 240H204V239H203ZM1 241H2V240H1ZM4 241H5V240H4ZM79 241H80V240H79ZM81 241H83V240H81ZM119 241H120V240H119ZM149 241H150V240H149ZM153 241H155L154 238H153ZM170 241H171V240H170ZM179 241H180V240H179ZM188 241H189V240H188ZM188 241H187V242H188ZM194 241H195V240H194ZM25 242H26V241H25ZM32 242H33V241H32ZM86 242H87V241H86ZM125 242H126V241H125ZM138 242H139V241H138ZM165 242H166V241H165ZM165 242H164V243H165ZM168 242H169V241H168ZM168 242H167V243H168ZM172 242H173V239H172ZM195 242H196V241H195ZM11 243H12V242H11ZM81 243H82V242H81ZM83 243H85V242H83ZM120 243H121V242H120ZM127 243H128V241H127ZM142 243H144V241H142ZM148 243H149V242H148ZM156 243H157V242H156ZM156 243H155V244H156ZM159 243H160V242H158V244H159ZM162 243H163V242H162ZM164 243H163V244H164ZM170 243H171V242H170ZM178 243H179V242H178ZM191 243H193L192 240H191ZM26 244H27V243H26ZM77 244H78V242L75 244V246H76ZM85 244H86V243H85ZM117 244H118V243H117ZM122 244H123V242H122ZM124 244H125V243H124ZM134 244H135V243H134ZM158 244H157V245H158ZM163 244H162V245H163ZM165 244H166V243H165ZM174 244H176V243H174ZM180 244H181V241H180ZM194 244H195V243H194ZM63 245L65 246V244H63ZM94 245H95V244H94ZM94 245H93V246H94ZM162 245H161V246H162ZM166 245H167V244H166ZM171 245H172V244H171ZM192 245H193V244H192ZM28 246H29V245H28ZM49 246H50V245H49ZM84 246H85V245H84ZM102 246H104V245H102ZM106 246H108V244H107ZM123 246H124V245H123ZM123 246H121V247L123 248ZM145 246H146V245H145ZM163 246H165V245H163ZM163 246H162V248H163ZM179 246H180V245H179ZM182 246H183V245H182ZM132 247H133V246H132ZM140 247L142 248V245H141ZM140 247H139V250L141 249ZM78 248H79V246H78ZM81 248H82V247H80V249H81ZM88 248H89V247H88ZM116 248H117V247H116ZM124 248H125V247H124ZM126 248L128 249L129 246L127 245ZM162 248H161V249H162ZM170 248H171V247H170ZM170 248H169V249H170ZM173 248H174V246H173ZM173 248H171V250H172ZM29 249H30V248H29ZM32 249H33V248H32ZM103 249H104V248H103ZM127 249H126V250H127ZM158 249H159V248H158ZM165 249H167V246L165 247ZM169 249H168V250H169ZM174 249H175V248H174ZM178 249H179V247H178ZM82 250H83V249H82ZM82 250H81V251H82ZM120 250H121V249H119V251H120ZM126 250H125V252H126ZM128 250H129V249H128ZM162 250H163V249H162ZM79 251H80V250H79ZM165 251H166V250H165ZM27 252H28V251H27ZM30 252H31V251H30ZM107 252H108V250L105 251V253H107ZM110 252H111V251H110ZM110 252H108V253H110ZM114 252H118L117 249H116V251H114ZM158 252H159V251H158ZM160 252H161V250H160ZM167 252H169V251H167ZM167 252H166V253H167ZM172 252H173V251H172ZM84 253H85V252H84ZM88 253H89V252H88ZM102 253H103V252H102ZM112 253H113V252H112ZM127 253L129 254V252H127ZM163 253H164V252H163ZM103 254H104V253H103ZM103 254H102V255H103ZM133 254H134V253H133ZM167 254H168V253H167ZM176 254H177V253H176ZM70 255H71V254H70ZM124 255H126V254H124ZM168 255H169V254H168ZM67 256H68V254H67ZM82 256H83V255H82ZM104 256H106V254H105ZM127 256H128V255H127ZM163 256H164V255H163ZM170 256H171V255H170ZM176 256H177V255H176ZM22 257H23V256H22ZM65 257H66V256H65ZM68 257H69V256H68ZM98 257H99V256H98ZM101 257H102V256H101ZM123 257H124V256H123ZM130 257H131V256H130ZM132 257H133V255H132ZM83 258H84V257H83ZM102 258H103V257H102ZM102 258H101V260H103ZM165 258H166V257H165ZM71 259H72V258H71ZM129 259H130V258H129ZM68 260H69V258H68ZM68 260H67V261H68ZM74 260H75V259H74ZM98 260H99V258H98ZM131 260H132V263H133V261H135V260H133L132 258H131ZM136 260H137V259H136ZM104 261H108V262H112V261H113V263H116V262L118 263V261H119L121 264H129L128 261H127V259L124 260L119 254H118V255H114V254H112V255H111V254H110V255H107V257L104 258ZM70 262H71V261H70ZM135 262H136V261H135ZM62 263H63V262H62ZM136 263H137V262H136ZM136 263H135V264H136ZM67 264H68V263H67ZM75 264H76V262H75ZM80 264H81V263H80ZM262 264H263V262H262Z\"/></svg>",
	"mask_w": 264,
	"mask_h": 264
}]
</instances>
